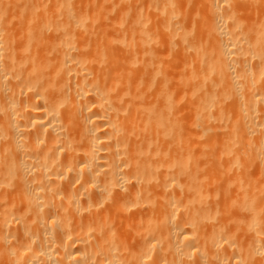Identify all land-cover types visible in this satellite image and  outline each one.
<instances>
[{
	"label": "bare ground",
	"instance_id": "6f19581e",
	"mask_svg": "<svg viewBox=\"0 0 264 264\" xmlns=\"http://www.w3.org/2000/svg\"><path fill=\"white\" fill-rule=\"evenodd\" d=\"M0 264H264V0H0Z\"/></svg>",
	"mask_w": 264,
	"mask_h": 264
}]
</instances>
